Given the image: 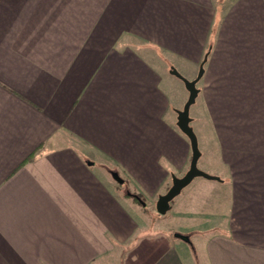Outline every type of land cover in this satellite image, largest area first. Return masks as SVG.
Listing matches in <instances>:
<instances>
[{
	"label": "crops",
	"instance_id": "obj_1",
	"mask_svg": "<svg viewBox=\"0 0 264 264\" xmlns=\"http://www.w3.org/2000/svg\"><path fill=\"white\" fill-rule=\"evenodd\" d=\"M204 57L198 261L264 264V0H0V264H198L95 165L156 212L191 159L170 69Z\"/></svg>",
	"mask_w": 264,
	"mask_h": 264
},
{
	"label": "rangeland",
	"instance_id": "obj_2",
	"mask_svg": "<svg viewBox=\"0 0 264 264\" xmlns=\"http://www.w3.org/2000/svg\"><path fill=\"white\" fill-rule=\"evenodd\" d=\"M173 79H175L174 81H176V83H177L176 86L173 84L170 85L168 83L166 85V88L170 91L171 96H173V99H175L177 97V95L180 93V90L178 89L180 87L183 88V90H181V91H183V94L185 93V95H187V91H186L185 85L182 82V80L178 79L176 77ZM177 86H179V87H177ZM190 112H191V110H190ZM108 166L109 165L107 162H103L101 165L96 164L95 168H96V171H100L99 169H102V171L108 172L107 175L109 177V180L113 184L116 183L115 185H116L118 191L120 193H122V195L124 194L123 199H125L126 204L128 205V203H130V204L134 205V208L133 209L131 208V209L138 216V218L140 217V219L143 222L146 221V223H148V225L149 224L151 226L153 225L155 230L157 229V230L167 231V233H170L169 234L170 236H171V233L173 235V233H175L177 231L181 234L189 235L190 236V243L187 244V243L179 240V242H177V243H179L178 248L179 247L182 248L183 251L185 249V251H187V253H189V257H191V259L195 263L197 262L199 264L198 260H201V257H202V252H201V246H202L201 243L202 242L198 241L196 232L195 233L193 232V231H196L199 229V225L197 224V222H198L197 217L195 216V214L194 215H187L186 213L189 211L196 212V211H202V210L215 213V212H219V210H220L215 205H212L211 201H213V198L210 201V203L206 202L203 204L205 206L204 208H202V209L197 208V205L200 204L198 201L202 199V196L200 197V195H203L204 193L199 191L200 187L198 188V186L195 185V183H197V180H201L203 178L201 176L195 177L193 182L191 184H189L187 186V188H185V190H183L182 194L179 193L176 197L173 198V200L171 201L172 207L165 214H159L155 211L151 212L152 209L150 207H151L153 201H151L152 198L150 199L149 195H148V197H146V196H143L142 194H137L135 192H132L130 189L132 187H131L130 182L128 180H126L124 184H118L117 182H115L110 175V171H116V170L111 169V167H108ZM197 166H198V168H202L203 167L202 162L197 161ZM126 189L132 193L140 195V198L145 202V205L143 206V205H141V203L138 200L134 199L133 197L125 195ZM189 191H191V192H189ZM183 196L185 197V199L181 203V199ZM189 216H191V217H189ZM210 222H213V219H210Z\"/></svg>",
	"mask_w": 264,
	"mask_h": 264
},
{
	"label": "water",
	"instance_id": "obj_3",
	"mask_svg": "<svg viewBox=\"0 0 264 264\" xmlns=\"http://www.w3.org/2000/svg\"><path fill=\"white\" fill-rule=\"evenodd\" d=\"M205 59L206 57H204L203 61L200 63L196 77L191 80L184 78L174 67H171L170 69V72L172 74L182 80L186 90L188 91V97L182 109L176 111V126L189 140L191 148V159L189 167L184 175L180 177L172 175V184L170 185V187L165 193L158 195L155 203V210L159 214H165L170 209V202L181 192V190L185 186H187L192 181L193 178L201 176L207 179H219L218 177L208 174L198 168L197 161L201 153L198 147L197 136L192 126L190 125L191 117L189 115V108L195 102V99L198 95L199 90L196 87V83L203 74V63ZM88 164H92V162H88ZM110 175L118 184H124V179L118 174L117 171H110ZM125 194L138 200L141 205H145V202L137 194L132 193L127 189L125 190ZM174 236L187 243H190V238L188 237V235L175 232Z\"/></svg>",
	"mask_w": 264,
	"mask_h": 264
},
{
	"label": "trees",
	"instance_id": "obj_4",
	"mask_svg": "<svg viewBox=\"0 0 264 264\" xmlns=\"http://www.w3.org/2000/svg\"><path fill=\"white\" fill-rule=\"evenodd\" d=\"M126 195V194H125ZM128 196V195H127ZM140 197V195H138Z\"/></svg>",
	"mask_w": 264,
	"mask_h": 264
}]
</instances>
